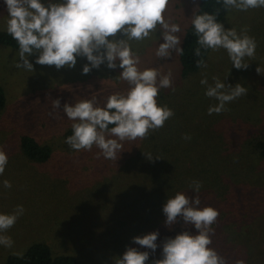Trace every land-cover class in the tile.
I'll return each instance as SVG.
<instances>
[{"label": "trees", "instance_id": "obj_1", "mask_svg": "<svg viewBox=\"0 0 264 264\" xmlns=\"http://www.w3.org/2000/svg\"><path fill=\"white\" fill-rule=\"evenodd\" d=\"M170 7L173 8L172 3ZM205 12L216 14L217 22L221 24L230 13L224 8L222 0H197L193 18ZM156 32L161 36L162 29L157 26ZM197 39L191 22L185 31L181 46L184 54L179 55L180 78L183 81L205 69L197 67L196 61L203 59L207 63L212 52L211 49L205 51L201 48L202 55L196 56L195 50L200 47ZM147 40L145 44L150 47L152 43ZM134 41L129 43L134 44ZM0 48L19 51L17 41L4 30H0ZM138 52L147 54L151 59L154 56L148 55L145 49ZM243 85L247 89V94L242 95L246 101L252 92H249L246 83ZM205 87L198 83V88L206 90ZM179 96L170 103L168 99L157 102L158 106L171 109L174 115L162 128L150 131L147 138L121 142L122 152L117 154V161L104 158L96 146H93L91 151L72 149L65 141L73 134V121L63 134L52 142L26 131L19 134L15 141L17 147L7 154L8 161H23L45 172L43 184L65 186L63 202L73 200L70 208H80V219L74 225L66 223L64 217L54 218V221L45 218L48 223H53V231L57 232L58 229L66 236L70 231L67 226L72 227L70 229H80L83 220L93 212L97 221L95 220L89 231V239L97 242L96 246L109 248L107 251H111V256L119 257L122 249L128 246L136 245L138 251L144 249L133 243L132 238L151 232L154 225L157 227L153 232H159V241H163V238L170 234L175 238L177 234L186 231L188 225L180 222L181 219L171 227L165 225L163 206L168 198L178 192L190 199L198 196L200 201L206 198H202L201 193L211 195L208 198L209 204L205 206L218 211L215 223L220 222V226L224 228H233L228 224L229 218H240L241 214L243 218L249 214L254 197L261 199L256 192L259 188H264V129L260 131L264 128V122L259 121L253 112H245L239 108L242 118L236 120L235 127L238 128V146H234L229 135L224 134L217 136L218 148H208L204 145L208 142V137L216 135V131H211L212 127L207 126L205 133L196 135L198 124L190 117L188 111L182 109L189 105V100L186 96ZM6 106V93L0 86V114L5 111ZM262 106L264 107V102ZM197 112L193 115L196 116ZM185 136L190 138L185 139ZM149 157L152 159L149 160ZM194 182L201 184L198 193L190 187ZM166 185L169 189H163ZM198 207L200 208V205ZM236 228H241L240 232H235ZM236 228L231 231L234 236L232 243L235 245L232 251L238 256L248 251L245 256L251 264H264V225L259 230H249L247 233L241 225ZM63 229L68 230L64 233ZM10 230L17 231L14 228ZM100 233H103L102 239ZM67 238L70 243H74L68 234ZM23 248L21 254H9V247L0 245V251L7 253L3 264H84L81 261L84 260L81 257L83 254L77 253L78 250L68 247L57 249L47 240L33 243L28 241ZM231 256L234 257V254L231 253ZM239 263L240 261L236 264Z\"/></svg>", "mask_w": 264, "mask_h": 264}, {"label": "clouds", "instance_id": "obj_2", "mask_svg": "<svg viewBox=\"0 0 264 264\" xmlns=\"http://www.w3.org/2000/svg\"><path fill=\"white\" fill-rule=\"evenodd\" d=\"M8 11L7 33L18 43L20 63L33 71V64L28 57L39 53L35 63L55 66L57 70L74 68L77 57H86L88 64L83 67V74L93 68L99 69L106 63L109 69H122L120 79L126 81L129 90L126 94H113L107 98L104 107L96 106V99H83L74 105L65 103L63 112L72 123L73 134L66 143L76 151H91L96 146L104 158L117 161V154L122 152L123 141L145 139L150 131L162 128L174 113L167 106H158L157 96L160 89L172 85L171 72L162 75L157 69L138 68L140 59L132 51L129 41H143L162 29L163 43L156 49L155 55L168 58L172 52L183 55L179 46L181 39L176 34L180 26L170 23L165 18L169 0H59L45 5L41 0H4ZM226 10L247 11L250 8L264 7V0H222ZM197 43L196 56L205 51H227L236 69H246L245 57L254 58L257 47L254 38L247 34L240 35L235 29L225 30L217 22L216 14L205 12L192 19ZM122 34L124 39H117ZM117 62H119L117 64ZM197 67H207L203 59L196 61ZM260 73L259 68L256 69ZM214 86L209 85L205 95L219 101L208 109L209 114L225 110V104L246 95L247 89L241 84L234 87L213 77ZM208 85L205 77L200 81ZM53 109H60V100L52 101ZM109 125H113L109 127ZM190 137L185 136V139ZM120 158V157H119ZM149 160L152 158L149 157ZM8 157L0 150V175L4 173ZM5 188L11 183L4 182ZM195 192L201 184L194 182ZM198 196L189 198L183 193H176L168 198L163 206L166 216L165 225L171 227L182 219L184 225H192L198 234L183 231L175 238H167L163 243V258L155 264H225L218 253L210 247V233L219 213L212 207L199 208ZM24 212L23 206H17L14 214H0V233L14 226ZM159 232H151L132 238V242L155 253ZM0 245L11 248L10 237L0 235ZM149 259L148 251H138L128 247L115 264H145Z\"/></svg>", "mask_w": 264, "mask_h": 264}, {"label": "rangeland", "instance_id": "obj_3", "mask_svg": "<svg viewBox=\"0 0 264 264\" xmlns=\"http://www.w3.org/2000/svg\"><path fill=\"white\" fill-rule=\"evenodd\" d=\"M57 1L59 2V0ZM41 2L47 5L49 0H41ZM171 3L173 8L170 7ZM196 7L197 0H169L166 7L164 14L166 20L180 26L181 31L176 34L181 39L180 47L185 38V31L192 22ZM8 19L5 2L0 0V30L7 31ZM222 25L225 30L235 29L238 34H247L256 41L257 47L254 58L245 57L244 59V63L249 64L246 69L238 70L233 67L227 51L221 48L211 52L205 69L193 74L189 80L183 81L180 78L179 54L173 51L170 57L164 59L155 55L159 44L164 42L159 32L151 33L148 40L145 39L144 42L134 41V44H130L133 53L140 59L138 68L141 71L154 68L162 75L171 72L172 85L169 88L160 89L156 98L157 102L168 99L170 103L174 101L175 97H180L179 95H183V98L186 96L189 105L180 108L188 111L190 117L198 124L196 135L205 133L207 126L212 127L211 131H216V135L208 137L209 140L204 145L213 149L219 146L216 140L217 136L224 134H228L231 143L233 142L234 146H238L236 135L238 128L235 127L237 126L236 120L242 118L239 115V108L245 112H253L259 121L264 122V107L262 106L264 102V7L250 8L247 11L232 9ZM124 38L120 34L117 35V39ZM146 40L152 43L150 47L145 44ZM142 49L148 51V55L154 54L156 58L153 56L151 59L146 56L147 54L139 53L138 51ZM38 55L39 53H34L28 57L29 62L33 64V71H28L23 67H17V64L21 62L18 50L0 48V86L5 90L7 98L6 109L0 114V150H3L6 155L12 153L13 149L17 147L15 141L23 131L41 137L43 140H45L44 138L51 142L57 140L71 122L63 112L65 103L74 105L80 100L95 97L96 106L104 107L110 95L126 94L129 90L128 83L120 79L122 69L119 67L109 69L105 63L99 69L93 68L88 74H83L84 65L89 63L86 57H77L74 68L63 67L57 70L55 66L36 64ZM257 68H259L260 73L256 71ZM205 77L208 80V85L211 86L215 84L213 77L225 83L224 91L229 90L227 85L234 87L239 83L244 86L243 84L246 83L249 92H252L251 96L246 101L244 97L240 96L226 103L225 110L220 113L209 114L208 109L217 106L219 101L205 95L208 85H205L206 90L198 88V83ZM56 99L60 100V109H53L52 107V101ZM196 111L198 112L195 116L193 114ZM263 129L261 128L260 131ZM44 175L45 172H41L40 169L23 161H8L4 173L0 175V214H14L17 206H23L24 209L23 214L11 227L17 231L8 229L6 232L0 233V235L10 237L13 241V245L7 253L21 254L25 242L33 243L38 240H47L57 249L63 250V247H68L78 250L77 253L83 254L81 257L84 260L81 259V261L84 264H115L116 259L122 257L128 247H136L133 245L122 249L118 257L111 256V251H107L109 248L96 246L98 243L89 239V231L95 220L97 221L93 212L83 220V226L80 229H70L72 227L67 226L70 231L66 233V236L65 234L62 235L58 229H56L58 233L53 231V223H48L44 220L45 218L54 221V218L64 217L67 220L66 223L74 225L80 219L78 211L80 208H70L73 200L63 202L66 193L64 191L65 186L44 185ZM5 180L11 183V188L4 187L3 182ZM262 184L264 185V181ZM167 185L163 189H169ZM256 193L261 199L254 197L253 203L249 207L250 212L244 216L245 218L243 217L244 219L242 214L240 218H229L228 224L232 225L233 228L241 225L243 229L245 228L244 232L247 233L249 230H259L264 225V215H262L264 213V188H259ZM201 195L202 198H206L200 201V208L207 207L205 205L209 204L208 198L211 195L207 196L204 193ZM180 222L183 220L181 219ZM239 222L241 223L239 224ZM154 226L151 228V232L157 227ZM211 227L213 231L210 233L212 241L210 247L224 259L225 264H236L238 261H240L239 264L252 263L245 256L248 251L245 250L244 254L240 253V256L232 251L235 247L232 243L234 236L231 231L233 228L228 229L226 226L224 228L220 226V222L214 223ZM24 229L25 232H23ZM240 229L236 228L235 232H240ZM63 230L65 233L68 229ZM186 231L193 235L198 234L192 225H188ZM67 234L69 239L71 237L74 240V243L69 242ZM171 236V234L165 236L163 241L157 239L158 247L155 253L146 248L139 250L149 252V259L145 264H154L156 260L163 257V243L167 238H172ZM102 238L103 233H100V239ZM230 252L234 254V257L231 256ZM7 253L0 251V264L5 262ZM238 257L241 259H237Z\"/></svg>", "mask_w": 264, "mask_h": 264}]
</instances>
